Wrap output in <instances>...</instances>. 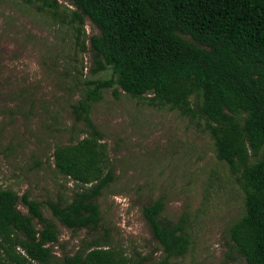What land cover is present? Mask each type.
<instances>
[{
  "label": "trees",
  "instance_id": "trees-1",
  "mask_svg": "<svg viewBox=\"0 0 264 264\" xmlns=\"http://www.w3.org/2000/svg\"><path fill=\"white\" fill-rule=\"evenodd\" d=\"M23 0L56 19L59 9L98 30L89 38L90 73L110 77L90 80L73 107L88 136L57 146V172L77 188L71 200L47 202L52 216L72 231L95 230L102 220L96 202L114 180L101 133L90 119V106L104 90L119 91L148 106L178 110L203 121L217 158L235 177L243 215L229 228V247L244 264H264V0ZM84 46V39L82 41ZM19 205L26 213L19 210ZM41 203L28 193L0 188V264H149L140 254L127 256L104 240L73 255H55L59 241ZM161 198L142 208V216L162 258L172 264L191 245L187 216L175 222L161 215Z\"/></svg>",
  "mask_w": 264,
  "mask_h": 264
},
{
  "label": "rangeland",
  "instance_id": "rangeland-1",
  "mask_svg": "<svg viewBox=\"0 0 264 264\" xmlns=\"http://www.w3.org/2000/svg\"><path fill=\"white\" fill-rule=\"evenodd\" d=\"M61 6L74 10L65 0ZM79 23L60 8L55 20L23 0H0V188L28 193L54 223L55 255H73L106 240L127 256L140 254L156 263L161 248L142 216V208L161 198L165 221L187 216L188 252L172 264H244L229 247V228L244 212L239 187L220 161L203 121L167 106L152 107L115 87L90 106V119L101 133L114 175L97 198L102 220L95 230L72 231L51 214L47 202H69L77 189L54 167L57 146L88 136L73 107L83 99L92 75L89 38L97 28ZM84 39V46L82 41ZM19 210L26 209L19 205Z\"/></svg>",
  "mask_w": 264,
  "mask_h": 264
}]
</instances>
